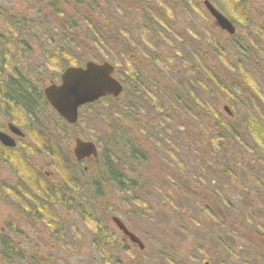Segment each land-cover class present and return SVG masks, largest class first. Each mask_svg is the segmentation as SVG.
<instances>
[{
  "label": "rangeland",
  "instance_id": "374dc122",
  "mask_svg": "<svg viewBox=\"0 0 264 264\" xmlns=\"http://www.w3.org/2000/svg\"><path fill=\"white\" fill-rule=\"evenodd\" d=\"M141 1L145 0H98L100 5L91 15L87 8H75L71 3L67 5L61 0L59 10L67 9L69 17L78 22L80 27L71 30L70 33L65 32L64 40L72 42L63 46L71 50L72 55L63 60L55 55L47 59V55L54 52L56 47L40 34V43L25 35L33 53L31 55L24 53L21 45L23 33V37H15L12 49L14 54L18 51L24 53L23 57L17 60L18 65L25 71L30 70L37 75L34 78L35 75H32L30 79L38 82L37 86H40L42 94L44 86L59 81L65 66L83 65L88 60L109 61L115 64V77L120 80H123V77L129 78L128 83L133 86L130 75L129 77L126 75L129 63L123 54L127 52V45H134L139 53L138 58L145 61V75L159 81L157 90L160 89V98L151 99L150 96L144 98L146 109L138 110L152 118L151 120H163L162 114L171 118V114L160 113L155 108L156 103H162L164 109H173L172 102H176L174 97L166 91L162 92L166 84H171L172 87L180 84L183 88L185 81L195 80L194 75H197L198 68L205 65L211 69L215 80H212L210 89L205 91L196 89L195 93L202 102L211 106L209 112L212 123L210 122L208 128L209 125L204 124V121L207 122L210 116L201 114V128L198 120H193L191 125H195L194 131L187 133L190 120L183 118L182 115L181 120L185 123L181 125L184 127L174 125L173 130L166 133L169 134L165 139L166 145L165 140H160V137L148 136V127L137 129L134 123L127 126L120 125L121 136L123 133L127 135L133 127L135 129L133 138L141 142L136 143L138 149L130 151L128 147L122 146V139L115 144L114 149H106L103 146L108 133L111 135V130L108 132V124L104 123L101 114L103 108H88L82 119L69 124L50 107L46 96L44 98L46 104L41 108L42 110L40 104L36 109L34 105L31 113H39L40 116L33 118V121L27 112L20 108L11 109V115L16 116L15 122L5 119L0 106L2 129L8 132L7 123L13 122L25 133L22 138L15 137L18 144L13 151L27 157L31 165L30 168H26L28 172L20 166H11L0 155V231H7L8 222L18 224L22 235L12 234V236L25 246L29 255H33L38 249L43 259L49 257L51 259L48 254L52 253L54 264H161L166 256L165 252L170 247L175 250L179 247L175 240L174 244H166L163 241V227L166 225L164 221L167 213L163 212L161 204L165 198L162 191L173 190L178 199L181 194L179 191L182 189L222 187L225 183L228 185L227 189L237 190L236 195L240 196L243 195L245 182L250 180L248 174L253 171L256 185L259 181L257 174H264V0H212L218 9L234 22L236 33L234 31L235 34L231 33V35L223 33L214 24V18L200 5L202 0H153L156 9L161 8L167 20L169 17L168 22L173 24L172 30L187 37L181 47L180 57L176 58L175 55L171 64L173 67L171 76H168L161 66H154L146 59L149 45L146 44L144 35H141L139 30L142 23L138 18V14L142 11L139 6ZM0 4L5 9H12L22 18L44 16L49 21L52 36H56L55 29L63 30L64 18L68 16L64 15L59 19L60 14L51 8L50 1L47 0H0ZM83 15L91 16L92 19ZM98 22L103 26L102 31H105L106 25L110 29L113 28L109 24L114 25L117 33L126 28L131 31L135 40L131 39L123 44L117 42V38L113 36V41L92 50V34L88 37V43L81 36V29H84V34L87 35L92 28L99 30ZM196 22L204 28L198 26ZM258 23L261 24L260 27ZM8 30V26L0 17V32L6 37ZM149 37L150 35L148 39ZM57 38L55 37L54 41H57ZM153 42L154 47L151 50L160 51L164 56L174 51L172 43L163 40L161 42V38L157 35ZM193 42L199 45L198 49L205 59L203 62L190 55ZM120 50H123V53ZM130 73H134L133 69L129 71ZM217 83H220L222 88L216 85ZM124 85L129 89L126 93L130 92L132 88L125 83ZM124 95L120 97L124 99ZM225 104L231 110L230 116L223 111ZM173 116L174 120H179L177 116ZM198 116L199 113H196V118ZM204 127L208 131L207 129L203 131ZM255 127L257 130L253 129ZM46 132H51L52 138L50 133ZM75 136L92 140L97 144L99 155L96 163L102 167L104 173L102 172V176L98 173L91 176L98 174L96 180L102 184L103 190L100 198L73 201L83 208L86 206L88 213L85 218L81 216L80 209L75 210V213H68L69 209H73L70 201L58 202L54 206L63 218L62 223H66L64 225L66 237L59 241L52 234V228L49 230V221L35 213L38 203L35 206L25 205L17 196L10 194V189L3 190V186L8 187L17 182L16 172L27 178L37 177L38 172H43L46 179L53 184L63 181V178L68 177L67 172L73 171L71 165L75 166L73 156ZM216 136H221L222 140L214 141ZM53 146L56 147L57 153L52 151ZM141 152H146V155L142 156ZM205 152L206 156L203 155ZM203 158L210 160H202ZM178 161L181 165H178ZM203 161L223 164H208L205 168L204 165L199 164ZM259 163L263 164L262 169H259ZM104 165L116 169L118 173L116 179L110 170L104 169ZM225 166L231 167L229 172L224 171ZM103 174L113 179L106 181ZM31 182H34L33 178ZM31 193H37L36 188L33 187ZM113 215L123 220L139 237L143 246L138 242H132L117 228L111 219ZM95 234L97 238L105 240L99 243L101 245L98 248L93 247L92 236ZM63 240L75 245L68 248L62 244ZM103 249H108L111 254L102 253ZM175 252L168 254L172 255ZM238 261L243 264L242 261Z\"/></svg>",
  "mask_w": 264,
  "mask_h": 264
},
{
  "label": "trees",
  "instance_id": "16d2710c",
  "mask_svg": "<svg viewBox=\"0 0 264 264\" xmlns=\"http://www.w3.org/2000/svg\"><path fill=\"white\" fill-rule=\"evenodd\" d=\"M47 1H50L51 8L58 14H60L58 15L59 19H62L64 15H68L64 18L63 30L57 31L55 29L56 36H52V34L50 33L51 27L49 25V21L44 16L22 18L19 15L15 14L12 9H5L0 4V17L2 18L3 23H6L9 28V32L6 33V37L4 36V33L0 32V106L3 111L2 115L4 116V118H8L9 120H12L14 122L16 120V116L11 115V109L20 108L22 111L24 109L29 115L30 119L33 121V118L40 116L39 113H31V111L34 109V105L36 109V106L40 104L41 109L46 104L44 95L42 94L41 89H39L40 86H37L38 82L36 83L35 80L30 79L32 75H35L33 76V78L37 77V75L33 74V72L30 70L25 71L24 68L19 66L17 63V60H20V58L23 57L24 53H28L29 55L33 53L27 39L25 38V35L27 34L28 36L34 38L37 43L41 42L40 36L47 38L46 40L48 42L50 41V44H52V46H55L56 48L54 49V52H50L46 58L51 59L53 55H55L56 57H59L63 60L72 55L71 50L63 46L69 45V43L72 42H66L64 40L65 32L67 31L68 33H70L71 30L80 28L78 26V22L69 17L67 9L63 8L59 10L58 7L61 0ZM57 1L59 2L55 5ZM62 1L67 5L72 4V6H74L75 8H87L90 11L91 15L95 10L98 9L100 5L98 0H69L70 2L66 0ZM139 6L142 9V11L138 14V18L140 22H142L140 23L139 27L140 34L144 35L145 42L147 45H149L146 59L151 61L154 66H161L163 71L168 76H171L173 74V67L171 64L173 63L175 55L176 58L180 57L179 53H181V47L183 46V43L187 39V37L179 35L176 33V31L172 30L171 25L173 24L168 22L169 17L167 20V18L164 16L165 12L161 8L156 9L155 2H153V0L141 1L139 3ZM167 14H169V11H167ZM83 16L92 19L91 16ZM87 21L90 22L89 20ZM196 24L198 26H202L198 22H196ZM97 25L99 30L97 28L93 30L92 28L87 35L84 34V29H81V36H83V38L88 43V37H90V35L92 34V50L99 49L102 44L105 45L113 41V36L117 38V42H122L123 44L124 42H128V40H135L131 31L126 28L121 29L120 32L117 33L113 24H109L111 27H113L111 29L106 25L105 31H102L103 26L101 22H98ZM88 26L90 27L91 25L89 24ZM202 28L204 27L202 26ZM148 35H150L149 39ZM156 35L161 38V42L162 40L168 41L174 45V51L171 54L164 56L160 51L151 50V48L154 47L152 45L154 44L153 41ZM16 36L23 37L21 45L23 46L24 53L22 51H18L15 52L16 54H14V50H12L14 46V39ZM55 37H58L57 41H54ZM219 39L221 42L220 37ZM198 46V44L193 42V46L191 45L192 50L190 51V55L194 59L203 62V60H205L204 55L198 49ZM120 52L123 53V50H120ZM218 53L221 54V52ZM138 54L139 53L136 51L134 45H127V52L123 54L127 57L125 60H128L129 63V66L126 69L128 70L126 71V75L128 77L130 75V81L133 83V86H131L128 83L129 78L123 77V82L128 85L129 88H132L128 93H126V91H129V89L125 88L123 93L125 94L124 99H122L121 97H107L93 104L86 105L80 110L81 114L79 116V119H82L88 108L95 109L96 107H99V109H104L103 113L101 111V114L104 118V123L106 122L108 124V132L109 130H111V135L108 133L107 140L105 143H103V146L106 149H114V147L116 146L115 144L122 139V146L128 147L130 151L138 149L136 143L141 142L133 138L135 134V129L133 127H131L132 130L131 132L129 131L127 135L125 133H123L122 136L120 135L121 131L119 126H127L130 123H134L137 129L138 127L140 129L143 126L148 127L149 130L147 135L151 136V138L160 137V140L162 141L167 139L169 134L166 133L172 131L174 125H177L180 128L181 126L184 127L183 125H181V123H185L181 120V117H183L182 115H184L183 118H188L190 120L189 127H187L186 131L187 133L194 131L195 125H191L193 120H198V123L200 125L199 127L201 128V114L203 116H210L207 122L204 121V124H208L209 128L212 123L211 114L209 112L211 111V106H209L208 103L202 102V100L198 98L197 93H195V90L200 89L205 91L212 87V80H215V77L212 75L211 69L206 67L205 65L199 67L197 75H194L195 80L187 79L185 81V84L183 85V88L180 84H176L174 87H172L171 84H166V88L162 89V92L164 93L166 91L171 97H174L176 102H172L173 109H164L161 106L162 103H156L155 108L158 109L160 113L164 112L169 115L171 114V118L168 115L162 114L163 120H151L152 118L143 115V112H138V110L144 111L146 109V106L144 105V98H148V96H150L151 99L160 98V89L157 90L159 81L155 78L153 79L145 75V61L140 57L138 58ZM141 57L145 58L144 56ZM132 69L134 73L129 74V71ZM216 85L222 88L220 83H217ZM174 110H176L177 112H174ZM196 113H199V116L197 118ZM173 115L177 116L179 120H174ZM0 129H2V125L0 126ZM206 129L207 128L204 127L203 131H206ZM253 129L257 130V127ZM46 133H50V136L52 138L51 132ZM55 137L57 138V135ZM218 140H222L221 136H216L214 138V141ZM166 143L167 140H165L164 144L166 145ZM119 146H121V143ZM0 149V155L9 164H11V166H20L23 170L28 171L26 168H30L31 165L28 162L29 159H27V157L16 151H13L14 148L5 147L1 144ZM52 151L57 153L55 146H53ZM141 154L142 156H145L146 152H141ZM203 155L206 156V152ZM96 160L97 158L89 159L82 163L75 162V166L71 165L73 171L71 173L67 172L66 174L68 175V177L63 178V181L56 184H53L51 181L47 180V177L43 172H38L37 177L30 176L28 178L25 175L22 177L20 172H16V175L18 177L17 182L15 184H11L8 187L3 186V190L5 188L10 189V194H12L13 196H17L25 205L35 206L38 203V208H36L37 210L35 209V213L40 215V218L45 217L46 220L49 221V230H51L52 228V234L56 236L60 241L62 238L66 237L64 226L66 225V223H62L61 219L63 218L60 217V214L56 209H54V206L58 204V202L70 201L73 209H69L68 213H75V210L80 209L81 216L85 218V215L88 213V211L86 210V206L83 208V206L73 201L91 199L92 197H101V193L103 190L102 184L96 179H98V174L102 176V172L104 173V171L102 170V167H100V165L96 163ZM104 169L106 171L110 170L113 173V177L115 179L116 176H118L116 169L110 166H108L107 168V165H104ZM95 173H98L96 176H94L96 178L91 176V174ZM87 175H89V177H87ZM103 176L106 177V181L113 179L107 177V174H103ZM32 178L34 182H31ZM33 187L36 188L37 193H31V191H33ZM29 198H32L34 200H30ZM26 210L29 211L28 209ZM65 213L67 214V212ZM12 234L21 236L22 231L18 224H14V222H8L7 231H0V264H54V257L52 253L48 254L51 256V259L50 257L43 259L42 256H40L41 253L38 249L35 250L33 255H29L25 250V246L19 243L16 238L12 236ZM92 240V242H94V248H98V246L101 245H99V243L104 241V239L100 237L97 238L96 234L95 236H92ZM63 241L64 242L62 244L66 245V247L68 248L75 245V243L66 240ZM106 250H102V253L107 252V254L110 255V251L108 249Z\"/></svg>",
  "mask_w": 264,
  "mask_h": 264
},
{
  "label": "flooded vegetation",
  "instance_id": "af4514ba",
  "mask_svg": "<svg viewBox=\"0 0 264 264\" xmlns=\"http://www.w3.org/2000/svg\"><path fill=\"white\" fill-rule=\"evenodd\" d=\"M199 164L207 168L223 163ZM230 169L224 167L225 172ZM247 176L250 180L240 196L225 183L222 187L182 189L178 199L173 190L162 191L161 204L167 213L163 241L174 244L175 240L179 247H170L161 264H240L238 260L264 264V174H257V185L253 171Z\"/></svg>",
  "mask_w": 264,
  "mask_h": 264
},
{
  "label": "water",
  "instance_id": "95a60500",
  "mask_svg": "<svg viewBox=\"0 0 264 264\" xmlns=\"http://www.w3.org/2000/svg\"><path fill=\"white\" fill-rule=\"evenodd\" d=\"M206 7L215 16L217 23L230 33H234L235 28L222 13H220L208 0ZM114 66L104 61L96 63L88 61L84 66H69L60 76V82L51 83L44 88V94L50 105L68 123L77 122L79 109L99 99L107 96L117 97L123 90V86L114 76ZM227 109V107H226ZM12 132L19 136L24 133L20 128L9 123ZM0 141L6 146H15V140L7 133L0 131ZM74 153L77 160L81 161L91 156H97L96 144L91 140L75 138ZM113 220L123 232L130 236L132 241L142 243L138 237L131 233L118 217Z\"/></svg>",
  "mask_w": 264,
  "mask_h": 264
}]
</instances>
